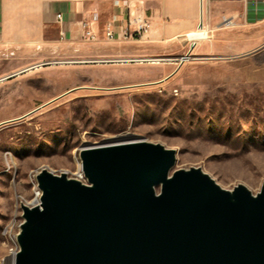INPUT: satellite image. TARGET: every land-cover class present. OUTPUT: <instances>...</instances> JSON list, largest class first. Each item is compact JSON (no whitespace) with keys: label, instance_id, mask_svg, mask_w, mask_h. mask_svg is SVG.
Returning <instances> with one entry per match:
<instances>
[{"label":"rangeland","instance_id":"374dc122","mask_svg":"<svg viewBox=\"0 0 264 264\" xmlns=\"http://www.w3.org/2000/svg\"><path fill=\"white\" fill-rule=\"evenodd\" d=\"M190 44L155 58H179ZM193 55L171 73L176 65L167 60H28L32 70L0 84V264L18 249L20 206L32 205L36 174L80 179L86 143L129 134L174 150L171 173L196 167L224 189L261 191L264 50L246 59Z\"/></svg>","mask_w":264,"mask_h":264},{"label":"water","instance_id":"95a60500","mask_svg":"<svg viewBox=\"0 0 264 264\" xmlns=\"http://www.w3.org/2000/svg\"><path fill=\"white\" fill-rule=\"evenodd\" d=\"M86 181L36 174L16 264H264V183L222 188L145 140L80 150ZM160 191L157 192V188Z\"/></svg>","mask_w":264,"mask_h":264},{"label":"crops","instance_id":"0c3cea01","mask_svg":"<svg viewBox=\"0 0 264 264\" xmlns=\"http://www.w3.org/2000/svg\"><path fill=\"white\" fill-rule=\"evenodd\" d=\"M95 13L91 40L82 24ZM138 17L149 21L150 30L140 40L124 41L129 20ZM200 23L212 39L196 44L197 55L246 59L264 50V0H0V84L32 70L28 60L173 55ZM106 31L114 33V41L105 39Z\"/></svg>","mask_w":264,"mask_h":264},{"label":"built area","instance_id":"2783aa9c","mask_svg":"<svg viewBox=\"0 0 264 264\" xmlns=\"http://www.w3.org/2000/svg\"><path fill=\"white\" fill-rule=\"evenodd\" d=\"M119 1H121V0H114V2L116 4ZM62 18H63L62 14H58L56 16V21L58 23H61L62 22ZM97 20H98V15L95 13V14H93L91 16V20L90 21L83 22V24H82L83 28L86 31L85 32L86 36L89 39H91V40L94 39V35L92 34V31L90 30V24L92 22H94V21H97ZM224 23H225L226 26H229L231 24L230 21H228V20H225ZM133 24H134V30L130 31V26L133 25ZM150 27H151V25H150L149 21L147 19L143 18V17L135 18L133 21L129 20V27H128V30L125 32V34L123 36V40L124 41L140 40L150 30ZM194 32H205L207 37L204 38V39L187 40L188 36L191 34V33H189V34H187L184 37L185 41H188V42L191 43L189 50L185 54H183L179 58L159 59V61L167 60V61H170V62H175L174 63L176 65L175 70H178L181 66H183L184 64L190 62L194 58L192 50L196 46V44L201 42V41H204V40H211L212 39V31L210 29L204 27L203 24H201V23H200L199 28L196 31H194ZM105 39L107 41H110V42L114 41L115 40L114 33L112 31H106L105 32ZM121 59L120 60L119 59L110 60V62H123ZM124 61H131V62L148 61V62H150L149 59H142L140 61V60H137V59H134V58H129V59L127 58V60L125 58ZM79 177H80L81 180H83L82 176H79ZM36 197H40V190L38 189L37 186H35V198ZM6 232H7V228H6L5 232H4L5 235H6ZM14 254H17V252H14Z\"/></svg>","mask_w":264,"mask_h":264},{"label":"bare ground","instance_id":"6f19581e","mask_svg":"<svg viewBox=\"0 0 264 264\" xmlns=\"http://www.w3.org/2000/svg\"><path fill=\"white\" fill-rule=\"evenodd\" d=\"M206 37L207 36H206L205 32H194L188 36L187 40L204 39ZM139 60L141 61L142 59H139ZM149 61L152 62L153 64H159L158 58H150ZM133 141H134L133 138L129 134H120V135L113 136L110 140L105 141V142L101 143L100 145H93V146L113 145V144L128 143V142H133ZM88 147H92V146H90V144L86 143L85 146L82 148H88ZM79 176H82L83 180L86 181L82 172L79 174ZM41 195H42V192L40 191V197H41ZM40 197H36L33 200L32 205H29V206L38 205L40 203ZM18 250H19V247H18V249L13 250L12 256L7 261V264H16V255L17 254H14V252H18Z\"/></svg>","mask_w":264,"mask_h":264}]
</instances>
